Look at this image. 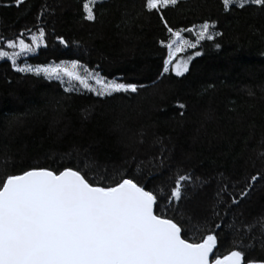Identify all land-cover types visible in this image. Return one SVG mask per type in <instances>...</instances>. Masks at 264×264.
I'll return each instance as SVG.
<instances>
[{
  "label": "trees",
  "instance_id": "1",
  "mask_svg": "<svg viewBox=\"0 0 264 264\" xmlns=\"http://www.w3.org/2000/svg\"><path fill=\"white\" fill-rule=\"evenodd\" d=\"M84 3L0 0V37L43 29L45 46L29 65L76 61L137 90L68 92L1 62L0 184L31 169L69 168L102 187L132 179L183 238L211 232L214 255L239 250L264 263V5L225 11L222 0H181L157 14L145 0H105L89 21ZM161 15L173 30L207 22L220 33L187 53L184 75H163L170 33ZM179 176L189 179L170 200Z\"/></svg>",
  "mask_w": 264,
  "mask_h": 264
},
{
  "label": "snow or ice",
  "instance_id": "2",
  "mask_svg": "<svg viewBox=\"0 0 264 264\" xmlns=\"http://www.w3.org/2000/svg\"><path fill=\"white\" fill-rule=\"evenodd\" d=\"M17 3L20 0H16ZM96 0H85L86 20L95 19L92 7ZM178 0H145V9L160 14L161 9L175 7ZM225 11L230 5H264V0H222ZM170 33L164 44L168 58L164 72L169 71L173 58L186 48H196L200 41H212L219 32H210L205 22L194 29L173 30L160 16ZM192 32L196 41L182 35ZM15 39L0 37V59L11 62L18 72L44 75L49 80L75 81L97 96L112 92H135L133 84L106 81L86 68L80 74L76 61L55 67L17 66L18 57L35 53L45 46V32ZM60 43L65 41L60 38ZM12 51H5L4 48ZM216 48L220 45L216 44ZM194 56H200L195 51ZM191 59L173 66L177 76L188 71ZM98 85L99 88L94 87ZM71 91V88H65ZM180 108L184 105L180 104ZM179 176L170 193V200L181 199ZM256 176L251 180L255 181ZM157 197L132 179H121L113 186H94L79 171L66 168L58 174L48 169H31L19 175H8L0 184V264H253L244 254L233 250L222 258L214 255L216 235L209 232L199 242L182 238V229L172 219L154 214Z\"/></svg>",
  "mask_w": 264,
  "mask_h": 264
},
{
  "label": "rangeland",
  "instance_id": "3",
  "mask_svg": "<svg viewBox=\"0 0 264 264\" xmlns=\"http://www.w3.org/2000/svg\"><path fill=\"white\" fill-rule=\"evenodd\" d=\"M102 1H105V0H96V3H98V2H102ZM179 1H181V0H178V2H179ZM96 3H95V4H96ZM95 4H94V5H95ZM247 4H251V3H247ZM247 4H245V5H247ZM94 5H90V6L92 7V10H93ZM232 6H235V5H230L229 8L232 7ZM198 30H199V27L194 28V31H198ZM209 31H210V32H213V33L216 32V31L213 30L211 27L209 28ZM32 33H37V34H38V30L33 31ZM30 34H31V33H30ZM30 34H27V35H25V36L23 37V38L25 39V41L28 42V43H30V40L28 39V36H29ZM182 35L184 36L183 33H182ZM191 36H192V39H191L190 37H185V36H184V37H185L186 39L192 41V42H195L196 39H197V38H196V35H194V34L191 32ZM214 37H215V36H214ZM44 40H45V38H44ZM203 41H205V40H203ZM203 41H200L199 44H200L201 42H203ZM199 44H197V47H198ZM43 47H44V46L39 47V48L36 50V52H35L34 54H33V53H29V54H27V55H24V56L18 57V59H17V66H20V67L31 66V65H29V63H28V59H29L30 57H33V56L37 55L38 52H39V50L42 49ZM194 49H195V48H186L184 51L178 53V54L173 58V60L170 62V64H169V71H168V72H165V73L168 74V73L173 69V66H174L177 62H179L180 60L187 59V58H186L187 53L190 52V51H192V50H194ZM4 50H5V51H9V52L12 51L11 49H7L6 47L4 48ZM167 58H168V57H167ZM3 61H5V60L0 59V63L3 62ZM71 62H72V61H63V62H60V63H52V64H50V65H48V66L55 67L56 65H60V64H70ZM10 63H11V62H10ZM77 63H78V65H81V66H82V67L78 68V71L80 72V74H84V69L86 68V69H87L88 71H90V72L97 73L100 77L104 78L106 81H115V82H117V83H123V82H121L119 79H107V78H105L104 76H102L100 72H98V71H91V70H89L86 66L80 64L79 62H77ZM11 65H12V64H11ZM12 67H13V65H12ZM31 67H34V66H31ZM13 69L16 71V69H15L14 67H13ZM172 71H173V70H172ZM20 73H22V72H20ZM173 73L175 74L174 71H173ZM185 73H186V72H185ZM185 73H183V75H184ZM23 74H29V73H23ZM30 74H33V73H30ZM40 77L45 78L43 74H41ZM45 79H46V78H45ZM46 80H48V81H50V82H56V83H59L60 85H62V87H63L64 89H65L66 87H67V88H71L72 90H71V91H68V92H75V93H79V94H93V95L97 96V95L94 94L93 92H90V91H88V90L83 89L82 87H80L79 84H78L77 82H75V81L69 82L68 79H67L66 77L64 78V82H63V83H61L60 80H56V79H53V80L46 79ZM90 83H93V86H94V87L99 88V86H98V85H95L93 81H90ZM114 93H117V92H112L111 95L114 94ZM105 96H109V95H108V94H105L104 96H98V97H105Z\"/></svg>",
  "mask_w": 264,
  "mask_h": 264
},
{
  "label": "water",
  "instance_id": "4",
  "mask_svg": "<svg viewBox=\"0 0 264 264\" xmlns=\"http://www.w3.org/2000/svg\"><path fill=\"white\" fill-rule=\"evenodd\" d=\"M166 74L164 71H163V75ZM154 214H156V206H154ZM182 234V233H181ZM183 238V237H182ZM216 249V248H215ZM215 249L213 250L214 251V254H215ZM253 264H264V263H253Z\"/></svg>",
  "mask_w": 264,
  "mask_h": 264
}]
</instances>
